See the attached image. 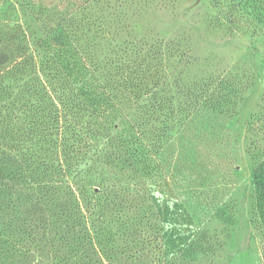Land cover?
<instances>
[{"label": "rangeland", "instance_id": "1", "mask_svg": "<svg viewBox=\"0 0 264 264\" xmlns=\"http://www.w3.org/2000/svg\"><path fill=\"white\" fill-rule=\"evenodd\" d=\"M49 29H72L88 68L143 65L145 77L168 85L162 95L177 97L175 109L194 84L205 86L206 133L193 124L182 135L177 117L157 144L161 154L152 146L134 169L104 170L101 188L91 180L90 223L110 230L112 264H264V212L254 206L264 160V0H0V31H24L29 52H57ZM82 73L91 82V71ZM4 83L13 94L23 89V81ZM3 98L0 91V130ZM117 219L133 227L119 231Z\"/></svg>", "mask_w": 264, "mask_h": 264}, {"label": "trees", "instance_id": "2", "mask_svg": "<svg viewBox=\"0 0 264 264\" xmlns=\"http://www.w3.org/2000/svg\"><path fill=\"white\" fill-rule=\"evenodd\" d=\"M45 35L57 52L41 56L38 49L29 52L24 31H0V38H6L0 39V91L7 103L2 106L0 149L8 150L0 154V264H105L103 255L112 264L110 230L100 220L90 223L97 212L84 196L98 186L91 180H99L101 188L104 170L134 169L152 146L155 155L161 154L157 144L179 117L185 119L182 135L193 124L192 131L206 133L203 121L210 106L205 86L194 84L193 94L184 93L175 109L177 97L162 95L168 85L145 77L143 65L106 69L93 62L88 68V54L78 47L72 29H49ZM82 69L91 71V82ZM9 78L23 81L19 93L5 85ZM118 120H125V126ZM255 174L262 181L254 200L260 216L264 160ZM102 210L106 208L99 209L100 217ZM113 210L109 212H118ZM145 215L141 207L139 222ZM116 223L119 231L133 227L129 220Z\"/></svg>", "mask_w": 264, "mask_h": 264}]
</instances>
